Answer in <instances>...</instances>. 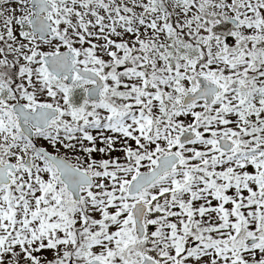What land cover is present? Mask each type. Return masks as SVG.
<instances>
[{"label": "snow or ice", "instance_id": "obj_1", "mask_svg": "<svg viewBox=\"0 0 264 264\" xmlns=\"http://www.w3.org/2000/svg\"><path fill=\"white\" fill-rule=\"evenodd\" d=\"M0 264H264V0H0Z\"/></svg>", "mask_w": 264, "mask_h": 264}]
</instances>
